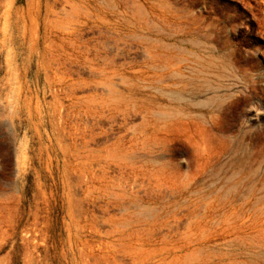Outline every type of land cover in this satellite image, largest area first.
Segmentation results:
<instances>
[{
	"label": "rangeland",
	"instance_id": "rangeland-1",
	"mask_svg": "<svg viewBox=\"0 0 264 264\" xmlns=\"http://www.w3.org/2000/svg\"><path fill=\"white\" fill-rule=\"evenodd\" d=\"M0 264H264V0H0Z\"/></svg>",
	"mask_w": 264,
	"mask_h": 264
}]
</instances>
